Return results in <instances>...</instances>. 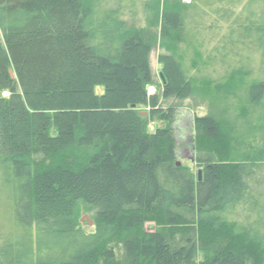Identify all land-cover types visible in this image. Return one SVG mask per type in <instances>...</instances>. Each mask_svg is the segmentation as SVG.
Returning <instances> with one entry per match:
<instances>
[{
    "label": "trees",
    "instance_id": "1",
    "mask_svg": "<svg viewBox=\"0 0 264 264\" xmlns=\"http://www.w3.org/2000/svg\"><path fill=\"white\" fill-rule=\"evenodd\" d=\"M129 2L0 0V264H264V207L239 234L224 220L246 198L264 203V149L235 152L222 118H196L212 164L196 182L176 163V110L160 102L199 92L178 48L212 39L222 58L260 57L250 95L264 108L262 8L215 0L199 17L198 0H148L143 29L123 20ZM224 26L232 51L216 39ZM156 44L166 83L150 97Z\"/></svg>",
    "mask_w": 264,
    "mask_h": 264
},
{
    "label": "rangeland",
    "instance_id": "2",
    "mask_svg": "<svg viewBox=\"0 0 264 264\" xmlns=\"http://www.w3.org/2000/svg\"><path fill=\"white\" fill-rule=\"evenodd\" d=\"M146 1L148 0H136L134 4L129 2L123 9V20L137 28L145 29L146 21L142 6ZM182 1L188 4L194 0ZM198 1L195 15L199 17L202 15L199 10L203 11L205 5H211L215 2V0ZM249 3H251L250 0H244L241 9H235L236 14L243 12L244 7L248 6ZM256 4L264 12V0H256ZM214 19L210 15L205 22L211 21L213 23L212 20ZM218 28L221 31V26ZM210 30L209 27L205 29V32H207L205 35H208L209 38L211 35ZM224 30V33L217 32L218 34H215L216 39H228L227 46L232 47V42H235L239 37L237 34L232 35L226 32L227 26H224ZM188 42L178 48V55L184 58L183 63L189 71V76L196 79L199 92L184 100H167L164 102L161 99L160 102L163 103L162 107L176 110L172 122V130L176 139V163L191 170L196 182L201 183L205 179L204 171L206 167L212 164L208 162L211 158L203 156L196 150V140H198L194 129L196 118L208 116L222 118V122L227 125L226 131L231 142L230 146L235 152L247 155L264 149V108L252 102L250 95L254 82L260 78L261 65L258 56L247 58L246 61L243 57L239 60H229L224 56L222 58L221 54L216 51L217 43L215 44L212 39H206L205 43L202 44V48L199 47V42L195 41L194 43L191 38ZM195 47L201 52L203 60L206 62V64L205 62L200 63L199 67L196 68L192 66ZM232 50H234L233 47L230 51ZM164 53L165 51L158 44L150 53V69L155 81V84L148 88L150 97L161 94L162 85H165L161 78L163 67L159 61ZM204 86L209 90L201 89ZM233 86L235 90L230 89ZM5 96H8V94L6 93ZM150 110L149 107H140V116L148 120L151 119ZM164 126L162 122H150L149 131L154 133ZM212 160L216 161L213 158ZM257 207H264V203L246 198L240 206L225 212L224 220L239 234L244 228L250 227L257 220L258 217L254 213ZM80 223L87 233L94 231L93 214L83 211L80 214ZM146 226L148 229L154 228L152 224Z\"/></svg>",
    "mask_w": 264,
    "mask_h": 264
},
{
    "label": "water",
    "instance_id": "3",
    "mask_svg": "<svg viewBox=\"0 0 264 264\" xmlns=\"http://www.w3.org/2000/svg\"><path fill=\"white\" fill-rule=\"evenodd\" d=\"M10 75H11V78H14V74L12 73V71H10ZM161 78H162V81L164 82V84L166 83L165 79H164V76L161 75ZM180 166V165H178ZM199 176H200V172H199Z\"/></svg>",
    "mask_w": 264,
    "mask_h": 264
}]
</instances>
